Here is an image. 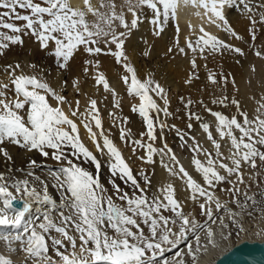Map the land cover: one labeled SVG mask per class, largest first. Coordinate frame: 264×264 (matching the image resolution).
<instances>
[{"label": "snow or ice", "instance_id": "6c2138e0", "mask_svg": "<svg viewBox=\"0 0 264 264\" xmlns=\"http://www.w3.org/2000/svg\"><path fill=\"white\" fill-rule=\"evenodd\" d=\"M45 2L47 6L42 7L34 0H0V9L8 10L4 13L5 17L11 18L10 14L17 13V8L31 12V15L15 16V19L25 22V28L5 23L2 19L0 27L10 29L14 34L30 30L40 47L52 52L61 70H68L70 62L81 51L86 53L90 59L85 61V75L94 69L92 78L95 86L98 90L102 88L105 94H111L115 107L119 108L118 93L100 70L102 64L99 57H112L123 69L124 74L120 79L127 95L139 101L132 105L131 111L137 113L146 125L142 135L149 142L133 141L139 148L146 149V155L139 159L147 165H155V157L159 156L161 166L169 175L184 183L188 193L186 199L199 212L185 211L186 205L178 198L177 189L171 182L159 188L157 194L149 196V175L141 170L138 178L121 150L105 134L96 99L89 98L88 106L81 113L80 100L77 99L73 107L67 97L43 77L25 74L19 63L5 65L3 71L9 77L10 84L0 81V154L6 161H12V156L3 147L7 142L55 161L59 171L51 173L55 181L51 187L60 195L58 202L50 193L49 184L35 176L33 171H28L27 176L39 182L40 188L30 183L29 179L9 183L11 176L0 173V228L4 229L0 231V243L4 244L7 253L0 252V264H15L12 256L21 253L24 264H201V256L207 254L210 247H220L217 234L227 241L232 236V232L227 230L232 226L237 230V236L246 231L244 217L252 216L253 212L249 209L254 210L258 204L255 196L249 195L246 190L245 168L254 170L249 179L255 180L261 175L255 170L264 165V96L257 101L256 115L251 118L236 99L230 100L223 95L213 100V103L224 108L235 106L239 118L207 109L215 120V132L220 140L229 141L230 144L225 156L221 143L213 135L212 126L207 122L200 124L215 149V155L206 152L194 137L191 138V163L202 178L201 183L181 164L167 142L161 148L154 146L161 138L157 129L162 133L167 127L163 121L157 123L160 113L164 117L172 115L168 111L167 91L151 73L143 80L139 77L127 54L126 42L133 31L140 27L145 9L151 10V25L157 36L165 31L166 23L175 20L179 53L187 56L186 49L192 53V72L185 81L191 84L194 79H199L197 57L207 60L209 55L222 56L229 52L245 56L240 47L226 42L208 28H214L235 40H243L233 28L228 15L229 10L238 11L252 25V39L255 40L256 24H264V10L257 11L258 7L264 9V0L259 5L254 4L253 0H125L124 7L131 14L130 21L123 9L117 12L114 0H99V6L93 0H82L83 7L74 6L72 0ZM185 8L194 9L192 15L202 23L198 29L188 24L190 35L185 40V47H180L179 13ZM89 15L95 19L90 21ZM116 21L124 31H116ZM4 39L14 45L24 44L21 35ZM101 42L105 47L100 46ZM8 47V43H0V50ZM169 51L172 49L169 48ZM0 55H3L2 51ZM143 55L146 57L149 52L144 51ZM255 55L264 59V53L260 51ZM30 67L35 69L37 66L31 64ZM255 70L253 66L252 71ZM220 75L221 79L218 80L217 74L209 71L208 80L213 85L222 84L225 88L231 82L236 88L234 78L229 81L223 73ZM79 83L78 79L73 81L77 93L80 92ZM9 92L12 93L11 97ZM154 97L163 100L164 107ZM191 104L189 99L185 108ZM78 114L82 117V127L92 141L95 153L81 138V125L74 119ZM192 118L193 114L189 112V119ZM195 119L200 121L201 117L196 115ZM187 127L191 129L192 124L189 123ZM176 131L180 132L179 129ZM128 135L126 129H120V139L126 143ZM179 138L187 143L185 135L180 134ZM96 153L108 158L109 182L114 194H109V189L101 181L103 163ZM201 154L206 157L205 161L198 158ZM165 157L168 158L167 162ZM85 164L93 170L85 167ZM28 167H39L37 160L31 159ZM118 180L130 191L124 190L117 183ZM225 183L230 187L221 188V191L229 193L227 201L222 200L216 192ZM241 185H245V188H241ZM261 195L264 196V193ZM18 200L23 204L19 209L14 206ZM17 244L19 248L15 246ZM168 253L173 255L169 258Z\"/></svg>", "mask_w": 264, "mask_h": 264}, {"label": "bare ground", "instance_id": "6f19581e", "mask_svg": "<svg viewBox=\"0 0 264 264\" xmlns=\"http://www.w3.org/2000/svg\"><path fill=\"white\" fill-rule=\"evenodd\" d=\"M34 2H35V0H34ZM114 2H115V4H117L120 7L121 10L123 9L125 16L127 15L128 19L130 21L131 14L128 13L127 9L124 7L125 0H114ZM261 2H262V0H253V3L256 5H259ZM72 3L74 6L83 7L82 0H72ZM93 3L96 4L97 6H99V0H93ZM262 10H264V9H259V7L257 8V11H262ZM4 11H6V10H4ZM194 11L195 10L192 8H185V9L180 10V13H179V25H180V29H181V31L179 33V46L180 47H185V40L190 35L188 24L191 23L193 25V27L198 29V27L202 23L201 20L196 18L194 15H192V13ZM29 13H31L30 10L23 9L19 12L18 15H21V16L31 15ZM228 15H229V19H230V22H231L233 28L237 31L238 34H240L243 38L247 37L246 34L248 36H250L249 33L252 32L251 31L252 25L250 24V22L247 18L241 16L238 11H232V10H229ZM256 18L259 21V16H257ZM4 19H5V17H4ZM94 19L95 18L92 16L89 17L90 21H92ZM151 19H152L151 10L145 9L142 12L141 25L138 29L133 31L132 36L128 40L127 46L129 44V53H130V56L132 57V58H130L131 63L136 68H138L137 71H138V75L140 78L145 79L147 77V70H148L149 66L156 70L157 75H156V78H154V79L157 80L166 89L169 103H170V105H172L171 113L173 116L171 118V122L173 123V126H175L176 128L179 129L180 126H183V124H185L189 119L186 117V111L183 107V104L180 103V101H181L180 98L182 96H187L188 93H191V95H192L191 98L194 101V103L195 102L199 103L198 100L200 98L206 97L209 100L210 97H212V95L215 96L217 94L214 89H216V87H220L221 85L220 84L213 85L207 81V79H208L207 72L209 73V71L214 70L212 68H211L212 70L211 69L209 70L210 66H212L213 68H216V70H218V73H216V74H218L217 75L218 80L221 78V75H220L221 73H223V75L226 74L227 77L229 78V81H231L233 78L235 79L236 88L232 89V92L234 91V93H236L239 96V98H241L240 100L245 104V106H243V107H245V112H247L248 114L256 113L254 105L251 101V95L253 93L254 87H256V86L260 87L261 91H260V93H258L259 97L264 96V86H262V84H261V78L262 77H263L262 80L264 82V65L262 66V64H259V63H261L259 61V63H257L258 70L255 73H253L251 71L252 70L251 66H252L253 60L250 59V56L251 55L254 56L257 51H260L259 49L255 48L257 46L252 47L250 42L247 41V38H244V41L243 40H235L232 37L227 36L225 33L218 32L216 29L209 27L208 28L209 31L213 32L214 34H216L221 39H224L226 42L233 44L236 47H240L242 50H244V52L246 51L247 52L246 55H249V56L248 57L247 56L240 57L238 55H234V54L229 52V53H225L222 56L221 55H215V56L209 55V56H211V58H208L207 60H204L200 57H197V64H201L200 69L202 71H204V75L201 74L202 76H201L200 80L196 79V80L192 81L191 84H188L185 81L188 79L189 74L191 72V71L189 72V70H191L190 59L192 57V53L186 49V51L188 52V55L187 56L182 55L179 53V51L176 47L175 26H176L177 22L175 20H173L170 24L166 23L164 25L165 31L163 33H161L159 36H157L153 33V28L151 25ZM21 22L22 21L16 19L14 22H9V23H13L17 26V24L21 25ZM23 24L24 23H22V26H23ZM114 24H115L117 32H119L121 30L124 31V29L119 26L118 21L114 22ZM255 31H257L258 34H259V32L262 34V36L259 40L260 41L259 43H260V45L264 44V41H263L264 40V24L257 23L255 26ZM28 33H29V31H28ZM257 33H255V34H257ZM23 34H24V32H23ZM12 35H21V34L20 33L14 34L11 32V30H8L5 28L3 29L0 43H8L9 47L7 49L0 50L3 52V55H0V81H3L4 83L10 84L9 77L4 73L3 67L5 65H9V64L15 65V63L21 59L22 63H20V64L23 66V72L25 74H27V75L38 74L40 77H43L58 92H60L62 95H65L66 97H68V101L73 104V107H75V101L77 99L80 100L81 101V113H83L85 111L86 107L88 106L89 97H92V95L93 96L99 95V97L102 98L103 108L105 110V113H107L108 110L114 108V102L115 101L113 100V97L111 96V94H105L102 91V88L98 90L97 87L95 86V81L92 78L95 74L94 69H90L88 74L85 75V73L82 71V68H80L81 65L79 67L74 62V65H75L74 69L68 70L67 73H64L65 71L58 73L54 70V67H50L52 70L51 72H47L49 69L45 72L43 70L44 68H48L47 66H52L55 64L54 58L51 57L50 55L47 56L44 49H42L40 46L31 47L33 45L31 43L32 41L27 40V39H23L24 37L22 38L24 40L23 45H14V44H11L10 41H7L6 39H4V37L12 36ZM26 37L29 39L30 36L29 37L26 36ZM192 38L195 39V37H192ZM30 39H32V37H30ZM35 41H36V38H35ZM152 41H153V49H151V47H150ZM36 43H39V42L37 41ZM101 43H103V42H101ZM36 45H38V44H36ZM169 48L172 49V53H170V54L167 53V49H169ZM144 51H148L149 55L146 56L145 58L140 59L139 55L144 56L143 55ZM261 51H262V49H261ZM81 53H82V51L77 55L78 58L88 57V55L86 53H84V52L82 54ZM163 54H166V55L164 56ZM161 55H163V58H161ZM29 57H30V60L32 62L36 61L37 62L36 64H40L39 66H37L36 69H32L31 67L25 65V64H29V62H28ZM101 57H102V59H101L102 60V67L100 70L103 71L104 73H105V71L108 73V75H106V76H108L109 79L111 80L112 87H114L116 85L114 87V89L118 93L119 100L122 101L121 108L119 107L120 108L119 114H120L121 118L123 119L124 124L127 125L126 129L127 130L128 129L131 130L132 128L134 129V130L132 129V133L128 130L129 133L132 134V137H133V135H135V133L138 132V134L142 138L143 137L145 138L146 136H144L142 134L144 133L146 127L144 128V126L139 121L138 114H135L130 110L132 105L138 104L139 101H138V99H133L127 95L126 87L123 84L122 80L120 79L121 75L124 74L123 69L120 66H117V64L114 62L113 58H111L109 56H103V55H101ZM101 57H99V58H101ZM205 61L208 62L209 66L203 67V63ZM150 73H152V71H150ZM77 79L80 82L79 83V87H80L79 93H77L75 88L73 87V81L77 80ZM10 87H11V85H10ZM237 89H238V91H237ZM106 95H107V99H105ZM237 95H236V97H238ZM9 96L10 97L12 96L11 92H9ZM154 98L157 100V103L161 107H164V104L162 103L161 99L156 98V97H154ZM236 100H237V98H236ZM183 103H185V102H183ZM197 103H195V104H197ZM243 103H242V105H243ZM199 105H200V103H199ZM200 109H201V107H200ZM219 109L221 110V108H219ZM65 110L67 111L68 109L65 108ZM212 111H218V110H216V108H214ZM223 113H225V112H223ZM131 116H132V120L130 119ZM127 118L130 119V121L129 120L127 121ZM74 119H76V122L81 125L80 134H81V138H82L83 142L85 144H88V146H91L92 141L90 140L86 130L82 127V117L78 114V116ZM161 119L163 122L167 121V117H164L163 113H161ZM208 119H209L208 120L209 124H211V122H213L212 121L213 117L211 115H209ZM125 120L128 122V124L125 123ZM189 121H192V120H189ZM157 122L159 123V121H157ZM192 122H194V121H192ZM106 123L108 125V130L112 134L113 138L117 142H120V144H122L123 146H126L125 149L128 151L127 154H129L131 156L132 162L130 163V165H131L134 173L139 174V172L141 170H144L147 173L157 175L156 179H157V183L159 184V186L161 185V182H162V186L166 185L169 182L173 183L175 186V183H174V180L172 179V176H170L169 173L164 168H162V166L160 164V157L159 156L155 157V160H156L155 165H147V164L143 163L139 159V157L146 155V149H141L135 144L130 146V144H128V143L130 142V139H132V137H130L129 135L126 138L127 143L124 144L125 143V142H123L124 140L120 139V130H119L120 126H118L119 123L116 120L108 119V120H106ZM131 126H132V128H131ZM198 127H200V126H195V128L191 129L190 131L193 132ZM162 133H164V132H162ZM162 133H161V140H160V142H157L156 145H154L155 147L161 148V147H163L164 143L167 141H168L167 142L168 145H169V143L176 145V141L172 140V138L170 140L169 137H168V139L165 138L164 137L165 134L163 135ZM140 136H139V138H140ZM144 143H147V141ZM229 143L230 142L228 141V144ZM116 146H118V145H116ZM3 147H5L7 149V151L10 153V155L12 156V161H6L5 157H3L2 154H0V173H4L5 175H9V176H11V178H13L16 175L18 177L22 178V177H28L27 176L28 171H33L35 173V176L40 177V180L47 181L50 184V186L55 183V181L52 178L51 173L59 171V165L58 164H50V161L44 160L37 153L27 152L26 150L21 149L18 146L9 144L7 142L5 143V145H3ZM134 148H135V152H133ZM204 158L206 160L205 156L203 157L202 160H204ZM31 159L37 160L39 167H37L35 169H29L28 164H29V161ZM166 159H167V157H166ZM165 161L167 162V160H165ZM105 164H107V163H105ZM85 165H87V164H85ZM104 168L106 169L105 166L103 167V170H104ZM179 185L183 189V192L181 191V194H179L181 196V200L186 205H189V202H191V201H188L186 199L188 193L185 191L184 185H182L181 183ZM52 190H55V188ZM178 191H179V189H178ZM56 193H58V192L56 191ZM17 195L19 196V194H17ZM262 204L264 205V203H262ZM33 207H36V205H33ZM257 213H261L258 217L260 220V225H259V227H257L258 228L257 230L254 229L253 226H251L252 228L251 227L248 228L245 226V229H246L245 232H243L239 236H237L236 231H235V233L232 234V236H230L227 241L223 240L222 237L219 234H217L216 239H217V242L219 243L220 247L217 249H212L210 247L208 253L201 256V264H214V262L216 261V259L219 256H221L223 253H225L226 251L231 249L233 246H235L236 244H238L242 241H245V240L263 241L264 240V212H262V209H260V210H257L256 215H258ZM0 229H1L0 231H2L3 228H0ZM234 230H236V229H234ZM192 242H194V241H192ZM20 259H24V257H22V253L20 255H18V257H15L13 260L18 261V263H20Z\"/></svg>", "mask_w": 264, "mask_h": 264}, {"label": "rangeland", "instance_id": "374dc122", "mask_svg": "<svg viewBox=\"0 0 264 264\" xmlns=\"http://www.w3.org/2000/svg\"><path fill=\"white\" fill-rule=\"evenodd\" d=\"M35 2H38V3H40L41 4V6L43 5V6H47L45 3V0H35ZM44 3V4H43ZM42 6V7H43ZM116 7H117V12H120L121 11V9H120V7L116 4ZM4 10H6V11H8L7 9H0V19H4V12H6V11H4ZM29 14H31V13H29ZM15 15V14H10V16H11V18H13V16ZM91 15H89V17H90ZM89 17H88V19H89ZM8 18L9 17H5V19L6 20H8ZM126 18L128 19V16L126 15ZM2 19V20H3ZM3 20L4 22H6V20ZM129 20V19H128ZM22 23H24L23 24V26H22ZM17 26L18 27H21V28H25V22H21V25L20 24H17ZM3 27H0V34H2V32H3ZM6 29V28H5ZM8 30H10V29H8ZM28 31H29V33H28ZM122 31V30H121ZM26 32V33H25ZM120 32V31H119ZM255 33H257V31H255ZM16 34H19V33H16ZM25 34V35H24ZM24 34H21V38H23V39H27V40H31L32 42V46L31 47H36V46H40L39 45V43H36L37 42V39H36V41H35V38L36 37H34V36H32L31 34H30V30H25L24 31ZM250 34V36H248L247 34H246V36L247 37H244V38H247V41L248 42H250V44L252 45V47H255V46H257V47H255V48H257V49H259L260 50V52L261 53H264V44H261L260 45V38H261V36H262V34L259 32V34L257 33V34H255V36H256V39L255 40H253L252 39V32L251 33H249ZM258 35V36H257ZM26 36H30V37H32V39H30V37H29V39L26 37ZM245 36V35H244ZM244 38H243V41H244ZM263 39V38H262ZM154 41V40H153ZM153 41H152V43H151V49H153ZM264 41V40H263ZM127 43H128V41L126 42V50H127V54L129 55V57L130 58H132L131 56H130V53H129V44H128V46H127ZM36 44H38V45H36ZM100 46L103 48V47H105V45L103 44V43H101L100 44ZM51 45H50V49H51ZM262 47V48H261ZM262 49V51H261V49ZM45 52H46V54H47V56H51V57H53L54 58V56H52V52H50V50H44ZM244 51V50H243ZM83 53V52H82ZM81 53V54H82ZM167 53L168 54H170V53H172V51H169V49H167ZM247 54V52L245 51V56H249V55H246ZM253 54V53H252ZM164 56L166 55V54H163ZM163 55H161V58H163ZM101 57V56H100ZM110 57V56H109ZM139 57H140V59H142V58H145V56H142V55H139ZM112 58V57H111ZM208 58H211V56H208ZM258 58V59H257ZM87 59H90V57H84V58H78V56H76L75 58H74V60H73V62H70V67H69V69L68 70H70V69H74V62L80 67V65H81V67L80 68H82V71L84 72V68L86 67V64H85V61L87 60ZM100 59V61H101V64H102V57L101 58H99ZM250 59L251 60H253V62H252V66L251 67H253V66H255V72L258 70V65H257V63H259V61L261 62V63H259V64H262V66L264 65V59H260L259 57H257L256 55H251L250 56ZM79 60V61H78ZM114 60V59H113ZM29 64H25V65H27V66H29L30 67V65L31 64H35L36 66H39L40 64H36L37 62L36 61H34V62H32L31 60H30V57H29ZM115 62V61H114ZM16 63H22L21 62V59L19 60V61H17ZM15 63V64H16ZM54 65H52V66H47L48 68H44L43 70L46 72L48 69V71L47 72H51L52 70H51V68L50 67H54V70L56 71V72H58V73H60V72H64L65 70H61V69H59L58 67H57V65H56V62H55V58H54ZM205 64L207 65V66H209V64H208V62L207 61H205L204 63H203V67H205ZM199 65V68L197 69V72H198V75H199V79H197V80H200V78H201V74H203L204 75V71H202L201 69H200V66H201V64H198ZM22 66V65H21ZM118 66V65H117ZM257 66V67H256ZM37 68V67H36ZM35 68V69H36ZM214 69V70H212V69ZM22 69H23V66H22ZM137 70H138V68H136ZM212 70V72H215V73H218V70H216V68H213L212 66H210V68H209V70ZM68 70H66L64 73H67L68 72ZM150 71H152V76H153V78H156V75H157V72H156V70L155 69H153L152 67H148V70H147V76H148V74L150 73ZM192 72V68H191V70H189V72ZM252 71V70H251ZM190 72V73H191ZM253 72V71H252ZM255 72H253V73H255ZM105 74L106 75H108V73L105 71ZM207 74H208V72H207ZM35 75H38V74H35ZM218 75V74H217ZM39 76V75H38ZM208 76V75H207ZM224 76H227L226 74L224 75ZM218 77V76H217ZM107 78H108V80H109V82H110V85L112 86V83H111V80L109 79V77L107 76ZM263 78V77H262ZM262 78H261V84H262V86H264V82H263V80H262ZM142 80H143V78H141ZM221 79V78H220ZM194 80H196V79H194ZM193 80V81H194ZM207 81L210 83V84H212L208 79H207ZM221 86L220 87H216V89H214L215 90V92L217 93L215 96H213L212 94V97H210V101L206 98V97H202V98H200L199 100H198V102L200 103L201 101H203V103H200V105H199V103H197V102H195V103H197V104H195L194 103V101L192 100V95H191V93H188L187 94V96H182L181 98H183V102H185V103H183L182 101H180V103H182L183 104V107H184V109H185V111H186V117L187 118H189V112H191L192 114H193V118L191 119L192 121H194V122H192V121H189L190 119H188V121L185 123V124H183V126H180V128H179V130H180V132L179 133H177V131L175 130V129H178V128H176L175 126L173 127V123L171 122V118H172V116L173 115H171V116H168L167 117V121L165 122L166 123V125H167V127H165V129H164V133H162L163 135H164V137L165 138H167L168 139V137H169V139L171 140V138H172V140H174V141H176V145L175 144H172V143H169V145L168 146H170V148H172L173 149V151L175 152V154H176V156L178 157V159L180 160V162H181V164H183V166L186 168V170L191 174V175H193V177L194 178H196L199 182H201V183H203V181H202V178L200 177V175L195 171V169H194V165L191 163V161H192V159H193V152L191 151V149H192V146H193V140L191 139L192 137H194L195 138V141H198L199 142V144H200V146H201V148L204 150V151H206V152H211V153H213V155H215V149H214V147H213V145L211 144V142L210 141H208L207 140V134L206 133H204L203 132V130H202V128L201 127H198L195 131H193V132H191L190 130L191 129H193V128H195V126H200V124L202 123V122H207V123H209L208 122V117H209V115H210V113L207 111V109H211V110H213L214 108H216V110H218V111H221V112H225L226 113V115H228V116H233V115H236L237 117H238V112H237V109L235 108V106H232V105H230L228 108H225L224 109V107L222 106V105H220V104H218V103H212L213 102V100H215V99H218V98H220L221 96H223V95H227L229 98H230V100L231 99H236L237 98V100L240 102L241 100V98H239V96L236 94V93H234V91L232 92V89H234L233 88V86H232V84H231V82H229V84L227 85V87L225 88V87H223V85L222 84H220ZM116 86V85H115ZM114 86V87H115ZM113 87V88H114ZM219 88V89H218ZM260 87H258V86H256V87H254V89H253V93H252V95H251V101H252V103H253V105H254V108L256 109L257 108V106H258V104H257V101H260L261 99V97H259V95H258V93H260ZM100 94V93H99ZM233 94V95H232ZM236 95L238 96V97H236ZM107 96V95H106ZM259 97V98H258ZM89 98H94V99H96L97 100V102H98V107H99V109H100V115H101V119H102V123H103V128H104V131H105V134L106 135H108L109 136V138L110 139H112L113 140V142L115 143V145H118L117 147L121 150V152L123 153V155H124V157H125V159H126V161L130 164L132 161H131V156L129 155V154H127L128 153V151L125 149L126 148V146H123L122 144H120V142H117L114 138H113V136H112V134L109 132V130H108V125H107V123H106V120H108V119H114V120H116L118 123H119V125L118 126H120L119 128L121 129L122 127L124 128V129H126L127 128V125H125L124 124V121H123V119L121 118V116H120V108H121V104H122V101H120V108H116L115 107V102H114V108H112V109H110V110H108V112L107 113H105V110H104V108H103V100H102V98H100L99 97V95H97V96H93L92 95V97H89ZM156 98H158V97H156ZM181 98H180V100H181ZM191 98V99H190ZM67 99H68V97H67ZM191 100L192 101V104H191V106L190 107H188V108H185V104H187V101L188 100ZM162 103L164 104V102H163V100H162ZM242 101L240 102V104H241V108H242V110L243 111H245V107H243V106H245V104L243 103V105H242ZM195 105V106H194ZM206 106V107H205ZM222 106V107H221ZM171 107H172V105H170V103H169V105H168V111L169 112H171ZM200 107H201V109H200ZM132 108V107H131ZM131 108H130V110H131ZM219 108H221V110L219 109ZM181 110V109H180ZM179 111V110H178ZM173 112V111H172ZM229 112V113H228ZM231 112V113H230ZM224 113V114H225ZM114 114V115H113ZM135 114H137V113H135ZM209 114V115H208ZM196 115H199L200 117H201V120L200 121H197L196 119H195V116ZM256 115V113H252V114H249V116H250V118L251 117H254ZM138 118H139V121L141 122V124L144 126V128L146 127V125L144 124V122H143V120H142V118L138 115ZM239 118V117H238ZM130 119L132 120V116L130 117ZM130 119H128L127 118V121L129 120L130 121ZM160 119H161V113H160ZM160 121H162V119L161 120H159V122ZM213 122H211V126H212V131H213V135H214V137L221 143V145H222V148H221V151L224 153V154H226L225 156H227L228 155V148H229V144H228V141H226V140H220V138H219V136H218V134L215 132V126H216V124H215V120H214V118H213V120H212ZM158 123V122H157ZM189 123H191L192 124V128L191 129H189L188 127H187V125L189 124ZM127 124H128V122H127ZM125 125V126H124ZM118 128V129H119ZM131 128H132V126H131ZM119 129V130H120ZM133 129V128H132ZM132 129L131 130H129L131 133H132ZM127 130V129H126ZM127 130V131H128ZM134 130V129H133ZM128 131V132H129ZM145 131H146V128H145ZM144 131V132H145ZM157 131H158V135L161 137V133L159 132V129H157ZM182 131V132H181ZM186 131V132H185ZM137 132V131H136ZM191 132V133H190ZM131 133H129V136L130 137H132V134ZM180 134H183V135H185V139H186V141H187V143H184L183 141H181L180 140V138H179V136H180ZM237 135H238V133H237ZM139 134H138V132L137 133H135V135H133V137H132V139H130V142L128 143V144H130V146L131 145H134L133 144V141H135V140H143L144 142H146L147 141V143L149 142L148 140H147V137H141L140 136V138H139ZM166 139V140H167ZM160 140H161V138L160 139H158L155 143H154V145H156L157 144V142H160ZM123 142H125V141H123ZM168 142V141H167ZM101 143H102V138H101ZM124 144H126V142L124 143ZM86 146H88V144H86ZM138 146V145H137ZM89 148H90V150H92V151H94V153H95V147H94V145L92 144V142H91V146H88ZM139 147V146H138ZM214 149V150H213ZM97 154V156H98V158L99 159H101V161H102V163H103V167L105 166L106 167V169L104 168V170L102 169V174H101V181H102V183H104V185H105V187L106 188H108L109 189V194H114L113 193V190H112V188H111V184H110V179H111V177H110V172H109V170H108V164H105V163H107V157L106 156H101L99 153H96ZM129 155V156H128ZM203 154H201V155H199L198 156V158H200L201 160L203 159V157H204V155L202 156ZM202 157V158H201ZM44 159V158H43ZM106 159V160H105ZM168 159V158H167ZM166 159V157H165V160H167ZM44 160H48V161H50V164H57L55 161H52L51 159H44ZM202 161H205V158H204V160H202ZM227 162V161H226ZM258 165H259V161H258ZM85 167H88V168H90V170H93V169H91V166H89V165H84ZM131 166V165H130ZM163 168V167H162ZM255 171H258V172H260L261 173V175L260 176H258L255 180H252V179H249V177L250 176H252L253 175V173H254V170H252L251 168H245V181L247 182V185H248V188L246 189V190H248L249 191V195H254L255 196V199L257 200V202H258V204H257V206L255 207V209L253 210V209H249V211H252L253 212V215L252 216H245L244 217V228H245V226L246 227H248V228H250L251 226H253L254 227V229H258L257 227H259V225H260V220H259V215L261 214V213H257L258 215H256V212H257V210H260V209H262L263 207H264V205L262 204V203H264V196H262L261 195V193H264V165H260V166H258V168L255 170ZM147 173V172H146ZM134 174H136L137 176H138V178H139V174H137V173H134ZM148 175H150L149 176V178H150V180H151V187L148 189V194H149V196L151 197L152 195H155V194H157V190L159 189V188H161L162 187V182H161V185L159 186V184L157 183V179H156V176L157 175H154V174H151V173H147ZM18 176L16 175V176H14L10 181H9V183H11L13 180H23V179H29L30 180V183H33L37 188H40V184H39V182H36L35 180H34V178H30V177H18ZM15 178V179H14ZM141 179V183L143 184V181H142V178H140ZM172 179L174 180V183H175V186H176V189H177V196H178V198L181 200V196L179 195V194H181V191L183 192V189L180 187V183L182 184V185H184V183L180 180V179H178V178H176V177H172ZM176 180V181H175ZM43 181V180H42ZM44 182H46V183H48L47 181H45L44 180ZM117 183H119L120 185H121V187L122 188H124V190H126V191H130V189L128 188V186H126V185H124V183L122 182V181H117ZM49 184V183H48ZM158 186H157V185ZM257 185H259V186H257ZM52 186V185H51ZM50 186V184H49V191H50V193L54 196V198H57V200H58V202H59V195H60V193L55 189V190H52V189H54L53 187H51ZM184 187H185V185H184ZM230 187V185H228V184H223V185H221V187L220 188H217L216 189V192H217V194L220 196V198L222 199V200H224V201H227V200H229V193L228 192H226V191H221V188H224V189H227V188H229ZM241 188H245V185H241L240 186ZM51 188V189H50ZM178 189H179V191H178ZM185 189V188H184ZM14 191V190H13ZM54 191V192H53ZM56 191L58 192V193H56ZM240 199L241 200H243V196H241L240 197ZM263 200V201H262ZM182 201V200H181ZM117 203H120L119 201H117ZM186 205V204H185ZM229 206L230 207H234V205H232V204H229ZM193 210H195L196 211V213L198 214V212H199V210L198 209H196L195 208V206L191 203V202H189V205H186L185 206V211L186 212H189V211H193ZM259 220V221H258ZM258 223V224H257ZM252 228V227H251ZM235 229V227H231L230 229H229V231H231V232H233L232 234H234L235 233V231H237V230H234ZM1 230V229H0ZM3 230V229H2ZM228 231V230H227ZM220 237V236H219ZM194 243V242H193ZM17 248H19V245L17 244V245H15ZM183 247V246H182ZM0 252H4V254H7L6 252H5V249H4V244L3 243H0ZM18 255H20V254H18ZM18 255H14V256H12V259H14L15 257H18ZM168 255V257L170 258L171 257V255H173V253H168L167 254ZM22 257H24V255L22 254ZM15 264H24V259H20V263H18V261H15Z\"/></svg>", "mask_w": 264, "mask_h": 264}, {"label": "water", "instance_id": "95a60500", "mask_svg": "<svg viewBox=\"0 0 264 264\" xmlns=\"http://www.w3.org/2000/svg\"><path fill=\"white\" fill-rule=\"evenodd\" d=\"M22 208L19 200L14 205ZM214 264H264V240L242 241L219 256Z\"/></svg>", "mask_w": 264, "mask_h": 264}]
</instances>
